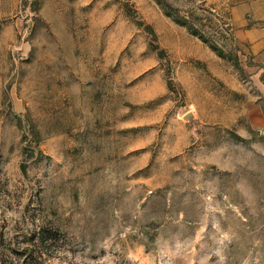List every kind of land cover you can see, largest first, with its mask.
I'll list each match as a JSON object with an SVG mask.
<instances>
[{
    "label": "rangeland",
    "instance_id": "rangeland-1",
    "mask_svg": "<svg viewBox=\"0 0 264 264\" xmlns=\"http://www.w3.org/2000/svg\"><path fill=\"white\" fill-rule=\"evenodd\" d=\"M166 1L0 0V264H264L234 0Z\"/></svg>",
    "mask_w": 264,
    "mask_h": 264
},
{
    "label": "crops",
    "instance_id": "crops-1",
    "mask_svg": "<svg viewBox=\"0 0 264 264\" xmlns=\"http://www.w3.org/2000/svg\"><path fill=\"white\" fill-rule=\"evenodd\" d=\"M230 19L236 40L257 69L264 87V0H234Z\"/></svg>",
    "mask_w": 264,
    "mask_h": 264
},
{
    "label": "trees",
    "instance_id": "trees-1",
    "mask_svg": "<svg viewBox=\"0 0 264 264\" xmlns=\"http://www.w3.org/2000/svg\"><path fill=\"white\" fill-rule=\"evenodd\" d=\"M157 2L161 3V4H162L165 8H167V9H168V7H171V4L168 3V1H166V0H157ZM173 16H174V15H173ZM176 16H179V15H176V14H175V19H177L178 22L187 25V27H188L191 31H193L194 33H198L196 27H194L190 22H188L187 19H186V17H184V18L181 17V18H183V19H180V18H178V17H176ZM47 238H48L47 236H45V237H41L40 240L43 241V240H45V239H47Z\"/></svg>",
    "mask_w": 264,
    "mask_h": 264
}]
</instances>
